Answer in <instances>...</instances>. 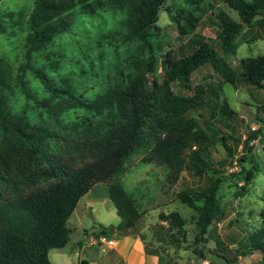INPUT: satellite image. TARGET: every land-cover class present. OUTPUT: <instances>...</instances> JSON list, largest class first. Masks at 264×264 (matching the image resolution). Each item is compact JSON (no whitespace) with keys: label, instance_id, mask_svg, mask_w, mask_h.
Instances as JSON below:
<instances>
[{"label":"trees","instance_id":"obj_1","mask_svg":"<svg viewBox=\"0 0 264 264\" xmlns=\"http://www.w3.org/2000/svg\"><path fill=\"white\" fill-rule=\"evenodd\" d=\"M188 1L199 9L203 4L210 6L197 21L207 15L217 19L216 46L201 41L188 54L174 58L172 49L163 52L152 42L161 32L157 25L159 10L166 11L183 34L192 24L184 9L172 13L163 7L166 0H34L20 72L14 75L11 63L0 56V264H52L49 250L66 245L70 233L67 221L79 199L97 183L109 186V200L121 218L116 230L127 233L133 229L141 214L118 176L124 172L127 159L140 151L144 152L141 162L169 168L171 180L182 170L192 176L217 173L208 156L216 138L188 113L203 109L201 114L208 117L202 123L210 129L218 112L229 116L233 111L226 102L207 100L208 84L193 85L191 73L210 65L224 83L233 87L244 83L263 88L264 54L240 58L238 70L225 56L236 53L234 40L243 28L259 26L264 33V0H222L237 13L238 20L223 10L216 11L206 0ZM75 8L89 14L125 10V36L137 41L145 54L133 61L135 69L126 75L124 84L94 98L67 89L66 79L54 83L42 69L29 65L33 54L69 28L68 13ZM254 38L262 39L264 34ZM157 51L161 52V80L153 75ZM24 68L40 80L46 97L39 98L25 86ZM14 80L23 83L26 98L43 108L48 121H35L24 110L15 109L11 102ZM173 81L191 93H174ZM70 110L85 113L69 120L66 115ZM259 133L252 131L244 143ZM225 139L221 135L218 140ZM257 171L254 166L243 173L237 195L246 192ZM219 184L220 177L212 176L202 189H183L175 194L197 212L199 237L221 213L216 196ZM262 201L260 226L247 236L246 244L230 250L224 246L220 253L214 252L224 264H236L240 256L254 251L261 254L260 264H264V197ZM158 218L169 229L183 231L184 220L178 212L159 213ZM100 233L112 236L104 228Z\"/></svg>","mask_w":264,"mask_h":264},{"label":"rangeland","instance_id":"obj_2","mask_svg":"<svg viewBox=\"0 0 264 264\" xmlns=\"http://www.w3.org/2000/svg\"><path fill=\"white\" fill-rule=\"evenodd\" d=\"M206 3L212 4L216 11L223 10L232 19L238 20L237 13L227 8L222 0H206ZM33 7L34 0H0V56L11 63L14 75L20 72L25 63L28 18ZM163 7L170 8L172 13L184 9L192 24L183 34L178 25L170 21L166 11L159 10L157 25L161 27V32L152 42L160 46L163 52L172 49L173 57L178 58L188 54L201 41L216 46L215 34L219 29L217 19L207 15L201 22L197 21L203 10L210 6L203 4L199 9V5L191 4L188 0H166ZM68 14L71 18L69 28L33 54L29 65L42 69L56 84L62 79L68 80L67 89L83 93L87 98H94L108 88L124 84L126 75L135 69L133 61L145 57L138 42L125 36L126 11L99 10L89 14L75 8ZM181 22L187 24L184 20ZM263 34V28L254 26L243 28L235 37L236 53L225 56L234 69L238 70L240 58L264 54V38L254 40V37ZM160 58L161 52L157 51L153 75L158 80L162 79ZM22 80L34 95L39 98L47 96L40 80L30 69L24 68ZM191 81L193 85L208 84L207 100L218 104L226 102L233 111L229 116L218 112L210 129L202 123L208 117L207 113L201 114L203 109L188 113L195 116L202 128L216 138L215 144L209 147L208 156L217 173L192 176L182 170L175 180H171L169 168L141 162L144 152L140 151L127 159L125 170L119 174L118 180L135 200L141 214L129 232L140 234L146 241L160 242L157 249L165 256L164 264H224L214 252L220 253L224 246L228 250L244 246L247 236L260 226L259 213L264 197V126L260 124L264 115V87L256 88L244 83L233 87L224 83L210 65H203L192 72ZM22 85L21 81L14 80L12 105L16 110H24L35 121H48L43 108L34 100L26 98ZM171 88L176 94L191 93L176 81L171 82ZM84 113L70 110L66 119ZM253 125H258L256 130L260 133L245 144L244 141L253 131ZM221 135L226 139L218 140ZM254 166L258 170L255 177L248 184L246 192L237 195L236 190L243 184V173ZM212 176L220 177L216 196L220 201L221 213L207 228V232L199 237L197 212L181 203L175 194L183 189H202ZM173 211L178 212L184 220L183 231L169 229L167 223L158 218L159 213ZM99 214V218L85 215L87 230L98 227L96 220L101 217L107 225H111L107 227L109 231L121 222V218L116 213L113 217L110 209L104 205L99 208ZM78 238L85 244L90 241L83 231L79 232ZM148 246L153 244L148 242ZM225 253L230 256L229 252ZM260 260L261 254L254 251L240 256L236 264H260Z\"/></svg>","mask_w":264,"mask_h":264},{"label":"crops","instance_id":"obj_3","mask_svg":"<svg viewBox=\"0 0 264 264\" xmlns=\"http://www.w3.org/2000/svg\"><path fill=\"white\" fill-rule=\"evenodd\" d=\"M108 188L105 182L97 183L79 199L67 221L70 233L66 245L48 252V258L52 264H164L165 256L157 249L160 242L146 241L141 238L140 234H133L129 231L122 233L116 230L120 223H117L113 228L114 232H111L114 240L111 248L102 251L97 244H94L95 234H102L100 230L107 229L111 225H107L101 217L96 220L98 227L87 230L84 218L87 214L99 218V208L102 205L110 209L111 215L115 216L116 211L109 200ZM81 231L90 238L88 244L78 238ZM148 242L153 246H148Z\"/></svg>","mask_w":264,"mask_h":264},{"label":"built area","instance_id":"obj_4","mask_svg":"<svg viewBox=\"0 0 264 264\" xmlns=\"http://www.w3.org/2000/svg\"><path fill=\"white\" fill-rule=\"evenodd\" d=\"M261 125L264 126V115L261 118ZM258 128V125L251 126V129L254 131ZM94 244H97L102 251H105L108 248H111L114 245V240L112 237L107 236L105 234H99L96 238L93 239Z\"/></svg>","mask_w":264,"mask_h":264},{"label":"water","instance_id":"obj_5","mask_svg":"<svg viewBox=\"0 0 264 264\" xmlns=\"http://www.w3.org/2000/svg\"><path fill=\"white\" fill-rule=\"evenodd\" d=\"M110 232H114V229L112 228V229L110 230Z\"/></svg>","mask_w":264,"mask_h":264}]
</instances>
